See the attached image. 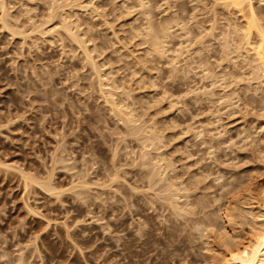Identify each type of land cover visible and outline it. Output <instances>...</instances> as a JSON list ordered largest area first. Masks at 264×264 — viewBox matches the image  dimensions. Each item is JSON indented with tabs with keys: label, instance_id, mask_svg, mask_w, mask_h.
I'll return each mask as SVG.
<instances>
[{
	"label": "rangeland",
	"instance_id": "1",
	"mask_svg": "<svg viewBox=\"0 0 264 264\" xmlns=\"http://www.w3.org/2000/svg\"><path fill=\"white\" fill-rule=\"evenodd\" d=\"M1 1L0 264H210L220 240L170 215L172 182L179 203L193 186L214 228L232 200L246 216L236 241L248 238L247 190L264 181V63L256 32L244 43L248 12L225 0ZM252 1L264 32V0ZM48 177L57 194L39 186Z\"/></svg>",
	"mask_w": 264,
	"mask_h": 264
},
{
	"label": "bare ground",
	"instance_id": "2",
	"mask_svg": "<svg viewBox=\"0 0 264 264\" xmlns=\"http://www.w3.org/2000/svg\"><path fill=\"white\" fill-rule=\"evenodd\" d=\"M251 1L252 0H225V3L227 2L228 4H230L232 7L231 8H234L236 11H237V13L239 12V13H242L243 11H246V12H248V16H249V20H248V22L246 23V39L244 38V43L247 45L246 47H250L251 48V46L253 47V44L251 45V31H254V32H256V35L258 36V37H260V40L258 41L259 43H260V41L262 42V43H260V44H258V46L256 47V46H254L253 47V49L254 48H256L255 50L257 51L255 54H257V57H258V60H260V62L261 63H264V54H262L263 52H261V48L263 47L262 46V44H264L263 42H264V38H263V33L264 32H262V31H260L261 29V27L262 26H260V27H258V21H257V19H255V13H254V10H253V8H252V3H251ZM4 2V1H3ZM253 2V1H252ZM140 3H142V2H140ZM224 3V2H223ZM3 4L4 3H2V1L0 0V5H1V7H0V9L3 11ZM56 4V3H55ZM60 4V3H59ZM63 4V3H62ZM227 4V5H228ZM143 5V4H142ZM230 5H228V6H230ZM53 6V5H52ZM55 6V8L57 9V8H60V7H58L59 5L57 4V6L56 5H54ZM61 6V5H60ZM227 6V7H228ZM4 7H6V6H4ZM67 7H68V5H67ZM54 8V7H53ZM51 9H52V7H51ZM62 9V8H61ZM6 10V9H5ZM4 10V12H6ZM58 10V9H57ZM64 10V9H63ZM1 11V12H2ZM58 11H60V9L58 10ZM53 12V11H52ZM245 12V13H246ZM3 13V12H2ZM63 13V12H62ZM3 14H5V13H3ZM248 18V17H247ZM62 19V18H61ZM255 20V21H254ZM65 21H66V18H65ZM257 21V22H256ZM61 23V25H62V23H63V26H61V27H63V29H64V33L67 35V37L71 40L72 39V41H74L75 42V44L76 45H78L80 48L79 49H82L83 48V50L85 51V52H83V54L84 53H87L86 55H87V57H85L86 59H88L87 61H90V66L92 67V71H94V73L95 72H97V70H96V66L97 65H95V64H93V62H92V58L90 57V56H88V52H87V50H85V48L82 46V44H84L83 42H81V40L80 39H78L77 38V36H75V34H73L71 31H70V29L71 28H68L67 27V25L68 24H66V23H64V21H62V22H60ZM149 25V24H148ZM257 25V26H256ZM71 26V25H70ZM150 26V25H149ZM35 27H37V26H35ZM35 27H34V29H35ZM60 27V28H61ZM59 28V29H60ZM150 28H151V26H150ZM233 28H235V27H233ZM62 29V28H61ZM149 29V28H148ZM236 29V28H235ZM263 30V29H262ZM32 31V30H31ZM162 31L163 32H167L168 33V31H167V29L166 28H164V29H162ZM233 31V30H232ZM237 31H238V29H237ZM163 32H161L162 34H164V36H166L167 34H165V33H163ZM153 33V32H152ZM232 33H234V32H232ZM238 33V32H237ZM244 33V32H243ZM148 34H149V32H148ZM156 34V33H155ZM155 34H152L151 35V39L153 40V41H155L157 38H158V35H157V38H156V36H155ZM255 34V33H254ZM244 35V34H243ZM256 35H255V37H256ZM253 37V36H252ZM80 40V41H79ZM158 40V39H157ZM71 41V42H72ZM153 44V43H152ZM156 45H158V43H156V41H155V44H153V48L156 46ZM244 45V44H243ZM242 45V46H243ZM241 47V46H240ZM242 48V47H241ZM243 48H245V46H243ZM87 49V48H86ZM160 49H161V47H160ZM249 49V48H248ZM159 50V45H158V48H154V54H159V55H156V56H160V55H162L163 53H164V51H161L160 52V50ZM163 50V49H162ZM240 50V49H239ZM263 51V50H262ZM156 52V53H155ZM85 56V55H84ZM161 57V56H160ZM164 57V56H163ZM256 58V57H255ZM258 62V61H257ZM259 62V63H260ZM262 65V64H261ZM263 66L264 65H262V71L264 70V68H263ZM261 69V68H260ZM96 70V71H95ZM99 72L100 71H98L97 72V74H99ZM264 72V71H263ZM96 74V73H95ZM96 74V75H97ZM264 75V74H263ZM99 76V75H98ZM97 76V77H98ZM102 77V76H101ZM100 77V78H101ZM100 78H99V80H100ZM100 82V81H99ZM102 82V81H101ZM99 84V83H98ZM102 84V83H101ZM102 88H103V86L102 85H100ZM100 87V88H101ZM98 89H99V86H98ZM101 91H103V90H101ZM107 91V90H106ZM103 93V92H102ZM101 93V94H102ZM106 93V92H105ZM108 94H111V93H109V92H107ZM209 94V93H208ZM207 94V95H208ZM209 96V95H208ZM111 97V95L109 96V98ZM106 99H108V98H106ZM110 99H112V98H110ZM109 99V101H111ZM108 103H109V101L108 100H106ZM106 101H105V103H106ZM113 101V103L111 104L112 105V109L115 111L116 109L118 110V113H121V109L122 108H120V109H118L119 108V106L118 107H116V105H115V102H114V100H112ZM107 103V104H108ZM110 106V105H109ZM110 108H111V106H110ZM116 110V111H117ZM121 110V111H120ZM124 110V109H123ZM113 111V112H114ZM117 113V112H116ZM117 113V114H118ZM127 113H129V112H127ZM123 113H121V115H122ZM126 114V113H125ZM129 114H131V113H129ZM129 114H126L125 115V121L126 122H128V123H133L134 124V122L132 121L133 120V118H132V115L130 116ZM123 116V115H122ZM127 116V117H126ZM124 117V116H123ZM135 131V130H134ZM148 138V137H147ZM152 138V137H151ZM146 139V138H145ZM144 139V140H145ZM150 140V139H149ZM149 140H147V141H149ZM152 140V139H151ZM146 141V140H145ZM144 143V142H143ZM152 143V142H151ZM143 146L142 147H145V148H147V145H148V143H147V145L145 146L144 144H142ZM151 147H152V144H151ZM146 151V150H145ZM144 152V151H143ZM144 154V155H143ZM148 153H142V156H143V158H145L144 156H146ZM160 158V160H157V162H155V163H157L158 165H156V168H157V166H159V162L161 161V157H159ZM200 160V159H199ZM196 163V162H195ZM154 165V164H153ZM165 165H167L166 163H165ZM154 167H155V165H154ZM168 167V165L167 166H165L164 168H167ZM158 168H160V169H158V170H156V172H158V173H156V175L158 176V178L160 177L159 175H163L162 174V166H159ZM168 169V168H167ZM154 170V169H153ZM159 170H161V171H159ZM163 171H165V170H163ZM164 173V172H163ZM26 176V175H25ZM24 176V177H25ZM222 176V175H221ZM221 176H219L218 175V178L216 177V179H214V180H219L220 178H221ZM28 177V178H27ZM50 177V176H49ZM48 177V179L49 180H45V182L44 183H40V185L39 186H42L43 187V191H46L47 193H49V194H57L55 191H58L54 186H53V184H51V180H50V178ZM52 177V176H51ZM163 177H164V175H163ZM193 177V176H192ZM203 177V176H202ZM25 178H27L29 181H30V184L32 183L33 184V182H31L32 180L31 179H33L34 177H32L31 179H30V177L29 176H26ZM25 178H22V179H24V181H27V179L25 180ZM159 179H161L162 180V177H160ZM193 179V178H192ZM160 180V181H161ZM165 180H167L166 178H165ZM203 180V179H202ZM201 180V181H202ZM28 181V182H29ZM34 181V180H33ZM35 181H36V179H35ZM34 181V183H36ZM163 181H164V178H163ZM191 181V180H190ZM198 181V180H197ZM162 182V181H161ZM166 182V181H165ZM169 182V181H168ZM192 182H193V180H192ZM196 182V181H195ZM200 182V181H199ZM198 182V183H199ZM203 182H206L205 180L203 181ZM249 182V181H248ZM38 183V182H37ZM36 183V184H37ZM198 183H192L191 185H195V189L194 190H196V192H197V190H206L207 188H209V186L210 185H208L209 183H207L206 182V184H204L203 185V187L202 188H199L200 186L198 185ZM254 183H256V182H254ZM39 184V183H38ZM85 184V183H84ZM166 184V183H165ZM187 184H188V181H187ZM218 184V183H217ZM81 185H82V182H81ZM200 185H202V184H200ZM216 185V184H215ZM219 185V184H218ZM217 185V186H218ZM229 185V184H228ZM231 185V184H230ZM78 186V185H77ZM163 186V185H162ZM167 186H168V188H172L171 190L172 191H174V192H171L172 193V196L171 195H169V196H171L170 197V200H168L169 202L168 203H170V205L168 204V207H170V215H172V217H173V215L175 216V217H187L188 215L189 216H191V217H194V218H191L192 219V223H191V226H201V224L202 225H206L207 227H211V226H213V228L211 229V231L209 230V232H212L214 235H216L215 237L216 238H218L217 240H220V244H218V243H216V244H218V245H220V247L219 248H221V249H223V250H221V251H216V252H213V254H211V256L209 257V259H210V264H264V181L263 182H258V183H256V184H249V187H248V192H249V194H248V205H249V209H250V211H248V215L249 216H251V219H250V222H247V223H249V224H247V223H245V225L247 224L248 225V227H249V229H248V238L246 239V240H243V242L241 241V242H237L238 240H237V235H236V233L234 232V231H236L235 229V227H234V219L237 217L236 215H237V213L238 212H240V211H238L239 209H235V208H237L236 206H234V205H232L230 202L232 201L231 199V201L229 202L228 200L223 204V205H221L220 206V204L218 205V200L220 199L221 201L222 200H225V199H222V198H225V196L224 195H220V196H217V202H216V199H215V197H214V199H212L214 202H216L215 204L216 205H218L219 207H217L216 206V209H218V211H221V219L224 221V226L223 227H221L220 228V226H219V228H218V226L216 227V228H214L215 226L214 225H212V224H210V220L208 219L209 217L207 216V218L206 217H204L203 215H202V213H201V208H202V206L204 205V203H202V201H200L199 202V200H197L196 198H197V195H196V197L194 196V200H190L189 198L191 197V196H189L187 193H189V194H191L189 191L192 189V187H190V185H185V183H184V189H182V191L183 192H185V196H183V198H184V200H183V202H181V203H179V201H182L181 199V197L179 196L178 197V193L180 192V190H176V189H173V182H172V184H170V185H168V183H167ZM166 186V187H167ZM221 186V185H220ZM223 186V185H222ZM247 186H248V183H247ZM82 187H84V186H82ZM190 187V188H189ZM223 187H225V185L223 186ZM223 187L222 188H220L219 187V189H222L223 190ZM233 187V186H232ZM252 187V188H251ZM162 188V187H161ZM174 188H176V186L174 187ZM235 188V187H234ZM165 189V188H164ZM230 189V188H229ZM247 188H245V190H246ZM208 190V189H207ZM233 190V189H232ZM235 190V189H234ZM193 191V190H192ZM198 191V192H199ZM209 191V190H208ZM187 192V193H186ZM197 192V193H198ZM225 192V191H224ZM167 193H169V191L167 190ZM221 193H223V192H221ZM59 194V193H58ZM181 194H182V192H181ZM194 194V193H193ZM200 194V193H199ZM220 194V193H219ZM246 194H247V192H246ZM182 195H184V194H182ZM215 195V194H214ZM210 197L212 196V195H209ZM199 197V196H198ZM227 197V196H226ZM166 198V197H165ZM247 198V197H246ZM169 199V198H168ZM180 199V200H179ZM201 199V198H200ZM204 199V198H203ZM179 200V201H178ZM205 201H206V199H204ZM207 200H209V199H207ZM166 201H167V199H166ZM178 201V202H177ZM211 201V200H210ZM234 201V200H233ZM204 202V201H203ZM208 203V202H207ZM222 203V202H221ZM208 204H210V203H208ZM240 204V203H239ZM246 204V203H245ZM205 205H207V204H205ZM213 206H214V203L212 204ZM247 205V204H246ZM208 206V205H207ZM207 206H206V209H207ZM205 207V206H204ZM211 208H213L212 206H211ZM215 208V207H214ZM204 209V208H203ZM212 210H214V209H212ZM211 210V211H212ZM206 211V210H205ZM205 211H204V213H205ZM208 211V210H207ZM217 212V211H216ZM215 212V213H216ZM245 211H243V213H244ZM250 212V213H249ZM211 213V212H210ZM210 213H209V215H210ZM184 214V215H183ZM203 216V218H202V216ZM239 214H241V212L239 213ZM238 214V215H239ZM169 215V216H170ZM199 215H200V217L201 218H199ZM208 215V214H207ZM217 215H218V213H217ZM242 215V214H241ZM240 215V217H241V219L243 220L244 219V221H246L245 220V217L246 216H244L243 217V215L241 216ZM245 215V214H244ZM188 216V217H189ZM212 216V215H211ZM171 217V216H170ZM177 217V218H178ZM182 217L180 218V219H182ZM185 217V218H186ZM215 217V216H214ZM213 217V218H214ZM220 217V216H219ZM239 217V218H240ZM210 218H212V217H210ZM216 218V217H215ZM218 218V217H217ZM184 219V218H183ZM191 219H189V220H191ZM236 219H238V218H236ZM185 220V219H184ZM210 221V222H209ZM214 221V220H213ZM212 221V222H213ZM218 221V220H217ZM216 221V222H217ZM178 222V221H177ZM241 222H243V221H241ZM180 223V222H179ZM190 223V222H189ZM218 223V222H217ZM215 224V223H214ZM183 225V224H182ZM222 225V224H221ZM184 226V225H183ZM190 226V227H191ZM198 226L196 227V228H198ZM206 226H204L203 228L204 229H206L207 227ZM202 227V226H201ZM196 228H194V229H196ZM200 228V227H199ZM189 229V228H188ZM193 229V228H192ZM208 229V228H207ZM199 230V229H198ZM202 230V229H201ZM190 231H191V229H190ZM195 231H197V230H195ZM203 231H205V232H207L206 230H203ZM208 232V233H209ZM196 233V232H195ZM212 233H210V234H212ZM204 234V233H203ZM202 234V235H203ZM206 234V233H205ZM204 234V235H205ZM212 234V235H213ZM201 235V234H200ZM214 235H213V237H214ZM239 235V234H238ZM208 236V235H207ZM211 236V235H210ZM191 237V236H190ZM202 237V236H201ZM214 237V238H215ZM206 238H208V237H206ZM205 238V239H206ZM210 238V237H209ZM212 238V237H211ZM239 239V238H238ZM244 239V238H243ZM207 240V239H206ZM212 240V239H211ZM237 240V241H236ZM241 239H239V241H240ZM209 241V240H208ZM207 242V241H206ZM211 243V242H210ZM207 244V243H206ZM210 246V245H209ZM216 247H217V245H216ZM212 250V249H211ZM211 250H210V252H211ZM209 251V250H208ZM207 251V252H208ZM209 263V262H208Z\"/></svg>",
	"mask_w": 264,
	"mask_h": 264
}]
</instances>
